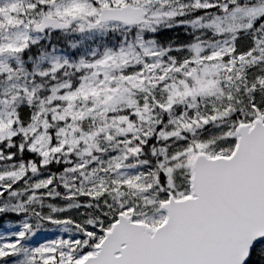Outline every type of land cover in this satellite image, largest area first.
<instances>
[{
	"label": "snow or ice",
	"instance_id": "obj_1",
	"mask_svg": "<svg viewBox=\"0 0 264 264\" xmlns=\"http://www.w3.org/2000/svg\"><path fill=\"white\" fill-rule=\"evenodd\" d=\"M0 264H264V0H0Z\"/></svg>",
	"mask_w": 264,
	"mask_h": 264
}]
</instances>
